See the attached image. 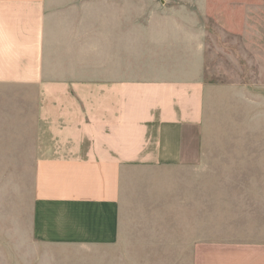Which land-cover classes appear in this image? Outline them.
Here are the masks:
<instances>
[{
    "label": "crops",
    "instance_id": "obj_1",
    "mask_svg": "<svg viewBox=\"0 0 264 264\" xmlns=\"http://www.w3.org/2000/svg\"><path fill=\"white\" fill-rule=\"evenodd\" d=\"M70 5L0 0V90L14 92L8 105L34 140L31 235L57 251H115L139 227L150 235V221L166 249L176 220L186 229L188 132L206 121L201 56L183 22L149 65L112 68L109 55L95 76L92 31L77 19L61 28L55 13ZM68 38L65 61L55 42ZM196 248L194 264H264V242Z\"/></svg>",
    "mask_w": 264,
    "mask_h": 264
},
{
    "label": "rangeland",
    "instance_id": "obj_2",
    "mask_svg": "<svg viewBox=\"0 0 264 264\" xmlns=\"http://www.w3.org/2000/svg\"><path fill=\"white\" fill-rule=\"evenodd\" d=\"M49 2L71 4L55 11L61 28L77 19L92 31L85 61L95 76L109 55L112 68L149 65L166 31L186 23L187 44L198 50L208 84L206 121L188 132L186 229L176 220L166 249L151 242L162 237H152L150 221V235L139 227L115 251H57L37 243L30 229L34 140L8 105L14 92L0 90V264H194L200 244L264 242V0ZM55 43L58 56L73 54V40Z\"/></svg>",
    "mask_w": 264,
    "mask_h": 264
}]
</instances>
